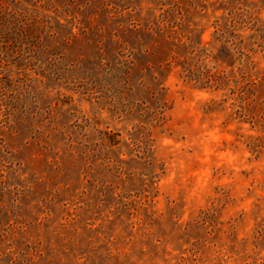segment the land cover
<instances>
[{
	"label": "rangeland",
	"instance_id": "1",
	"mask_svg": "<svg viewBox=\"0 0 264 264\" xmlns=\"http://www.w3.org/2000/svg\"><path fill=\"white\" fill-rule=\"evenodd\" d=\"M18 1L0 264H264V0Z\"/></svg>",
	"mask_w": 264,
	"mask_h": 264
},
{
	"label": "trees",
	"instance_id": "2",
	"mask_svg": "<svg viewBox=\"0 0 264 264\" xmlns=\"http://www.w3.org/2000/svg\"><path fill=\"white\" fill-rule=\"evenodd\" d=\"M30 17L18 0H0V72L21 60L29 49ZM10 61V62H9ZM9 109H7L8 111ZM8 114V113H7Z\"/></svg>",
	"mask_w": 264,
	"mask_h": 264
}]
</instances>
